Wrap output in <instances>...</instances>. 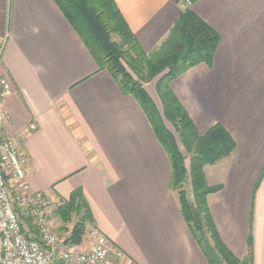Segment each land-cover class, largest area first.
<instances>
[{
	"label": "crops",
	"instance_id": "0c3cea01",
	"mask_svg": "<svg viewBox=\"0 0 264 264\" xmlns=\"http://www.w3.org/2000/svg\"><path fill=\"white\" fill-rule=\"evenodd\" d=\"M114 2L146 54L188 8L218 34L212 66L190 69L171 89L200 136L220 125L233 140L230 156L205 167L208 185L220 186L208 208L232 255L264 264V0ZM5 34L0 78L11 94L0 100L2 134L21 151L32 191L56 211L81 189L91 210L82 247L104 235L123 253L114 264H210L148 117L99 69L55 1L0 0ZM145 90L158 107L156 88Z\"/></svg>",
	"mask_w": 264,
	"mask_h": 264
},
{
	"label": "trees",
	"instance_id": "16d2710c",
	"mask_svg": "<svg viewBox=\"0 0 264 264\" xmlns=\"http://www.w3.org/2000/svg\"><path fill=\"white\" fill-rule=\"evenodd\" d=\"M62 14L88 48L101 71H108L124 94L132 95L164 148L172 168L171 190L178 196L181 214L210 264H215L205 248L208 241L222 264H251V256L240 261L222 242L208 208V196L220 190L210 187L205 167L230 156L235 145L220 126L200 136L193 121L171 89V84L190 69L212 66L220 44L218 34L190 9L184 10L168 37L154 51L146 54L131 32L114 0H54ZM117 37L119 41H116ZM134 75H132L130 72ZM162 76L156 92L163 105V116L144 88V82ZM175 128L190 157L189 167L177 138L165 126ZM189 186V190L187 187ZM64 223L78 216L64 246H80L91 222V210L81 189L76 190L55 211ZM27 237L38 240L39 231L30 217L20 212ZM55 264H60L56 261Z\"/></svg>",
	"mask_w": 264,
	"mask_h": 264
},
{
	"label": "built area",
	"instance_id": "2783aa9c",
	"mask_svg": "<svg viewBox=\"0 0 264 264\" xmlns=\"http://www.w3.org/2000/svg\"><path fill=\"white\" fill-rule=\"evenodd\" d=\"M9 35H0V65ZM11 94L10 84L0 78V100ZM5 114L0 107V264H114L112 258L123 253L101 234L93 235L88 249L64 247L59 234L49 228L52 200L34 192L27 181L21 151L15 142L2 134ZM36 129L35 125L31 126ZM20 212L30 217L39 231V239L27 237Z\"/></svg>",
	"mask_w": 264,
	"mask_h": 264
},
{
	"label": "rangeland",
	"instance_id": "374dc122",
	"mask_svg": "<svg viewBox=\"0 0 264 264\" xmlns=\"http://www.w3.org/2000/svg\"><path fill=\"white\" fill-rule=\"evenodd\" d=\"M114 39L116 40V41H119L118 40V38L117 37H114ZM130 72V71H129ZM131 73V72H130ZM132 74V73H131ZM133 75V74H132ZM134 76V75H133ZM162 76H159V77H157V78H155L153 81H150V82H144V87L145 88H147V89H149V90H154L155 88H156V83L159 81V79L161 78ZM157 93V92H156ZM157 109H158V111H159V113L163 116V105H162V102H161V99H160V97H159V95H158V107H157ZM164 123H165V126H166V128L171 132V133H173V135L177 138L176 140H177V142H178V145H179V147H180V149H181V151L183 152V154H184V156L185 157H189L188 156V154H187V152H186V150H185V148L183 147V145H182V143H181V141H180V139H179V137H178V135H177V132H176V130H175V128L173 127V125L170 123V122H168V121H166L165 119H164ZM190 188H189V186L187 187V190H189ZM49 223H50V229L52 230V232H54V233H57V234H59L60 235V237H61V240H62V245L60 246V248H64V247H66V246H64V242H65V240L69 237V235H70V233H71V231H72V229H73V227L81 220L80 219V217H78V216H73V217H71V221L69 222V223H64V222H62L57 216H56V214H55V211H52L51 212V214H50V216H49ZM87 228H88V224H87V226H86ZM87 228H86V233H87ZM86 233H85V235H86ZM88 233H90V231H88ZM85 235H84V237H85ZM83 242H84V238H83ZM82 242V243H83Z\"/></svg>",
	"mask_w": 264,
	"mask_h": 264
},
{
	"label": "water",
	"instance_id": "95a60500",
	"mask_svg": "<svg viewBox=\"0 0 264 264\" xmlns=\"http://www.w3.org/2000/svg\"><path fill=\"white\" fill-rule=\"evenodd\" d=\"M205 248L209 256L213 259L215 264H222V261L220 258L214 253L213 249L211 248L210 244L208 241H205Z\"/></svg>",
	"mask_w": 264,
	"mask_h": 264
}]
</instances>
